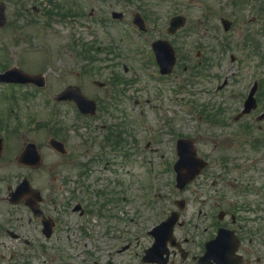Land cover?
Segmentation results:
<instances>
[{"label": "rangeland", "instance_id": "obj_1", "mask_svg": "<svg viewBox=\"0 0 264 264\" xmlns=\"http://www.w3.org/2000/svg\"><path fill=\"white\" fill-rule=\"evenodd\" d=\"M4 1H8L9 23L6 28L0 29V70L17 66L31 74H43L46 86L37 90L20 86L15 88L11 99L12 91L8 86L0 85V135L7 133L4 139L8 143V149L0 160V194L6 193L7 185L14 186L22 177H27L45 198L50 194L57 203L68 196L69 189L78 186L86 191V200L96 202L93 213L90 212L82 220H78V215L62 214L60 220L64 232L59 234L61 239L57 242L47 243L51 245L50 249L44 247L47 244L38 223H23L19 231L30 241V245L5 238L2 243L5 250L9 249L4 251L5 255L14 251L15 264H124L126 260L112 249L113 243L108 236H104L103 227L119 225L120 219L124 218H132L147 227L164 217L162 211L169 209L174 199L172 165L176 159V137L187 135L195 138V134L206 131V121L201 119L196 122V118L204 117L199 112L200 108L213 105L210 97L224 80H228V84L222 90L230 98H216L215 101L219 102L217 105L225 102L228 106L237 103L238 97L254 79L264 80V0H242L245 4L241 5L237 17L230 9L227 20L232 25L226 36H222V32L219 34L216 28H205L204 18L192 17L196 13L193 14L188 22L199 21L205 35L216 31L217 47L210 40L197 44V40L185 38L188 31L183 32L179 35L181 38H175L174 42L179 47L177 52L181 60L167 78L158 74L152 61L145 64L147 56L144 52L131 48L122 50L129 46L130 37L120 32L95 37L98 38L96 43L113 45L114 49L100 53L101 65L97 64L92 71L86 67V59L79 57L83 52L79 45L83 43V36L68 34L56 27L53 31L40 29L38 22L19 20L14 4L16 0ZM30 5L32 3H29V8ZM167 14L163 13L164 16ZM198 14L200 16V12ZM253 16L259 18L249 23ZM211 23L215 27L213 20ZM253 33L255 50L251 53L250 42L245 43L244 39L247 34L251 36ZM155 35L158 36L148 34V37L155 38ZM132 38L135 41L142 39L136 33L132 34ZM86 39L93 41L89 36ZM210 49L218 50L210 54ZM231 55L235 57L234 62H230ZM206 58L210 62L205 63ZM121 64L127 66V76ZM84 69L89 73L85 74ZM114 72L128 80L126 84L117 82L114 91L118 94L115 96L108 81ZM95 80L107 83L106 87L98 88L93 84ZM67 86L79 87L88 98L99 102V106H110L108 113L99 109V120L78 122L74 107L54 101ZM104 94L112 97L104 99ZM124 116L130 134L126 147L132 155L128 161L118 155L112 156L111 149L102 144L103 135L110 134L107 127L116 126ZM63 125L66 128L64 140L66 135L68 139L66 147L73 154L70 160L58 158L46 146L50 136H55L54 130ZM102 125L107 126L106 130L102 129ZM123 127L121 124L114 129H126ZM29 142L36 144L42 154L40 171L21 168L15 162L16 156ZM147 142H150L148 148L145 147ZM200 146L205 151V146ZM103 150L102 161L90 164L93 174L79 176L80 165L90 161L84 154L90 153L92 157ZM59 186L64 191L60 192ZM101 192L106 195H99ZM103 202L106 217L105 210L101 217L96 212ZM6 206L0 204V212L5 213ZM23 212V208L18 207L12 216L21 222ZM7 218V215L3 217ZM116 218L118 220L114 221ZM133 264H139L138 260Z\"/></svg>", "mask_w": 264, "mask_h": 264}, {"label": "flooded vegetation", "instance_id": "obj_2", "mask_svg": "<svg viewBox=\"0 0 264 264\" xmlns=\"http://www.w3.org/2000/svg\"><path fill=\"white\" fill-rule=\"evenodd\" d=\"M242 2V0H16L14 4L19 20L29 19L31 23L38 22L41 29L53 31L56 27L68 34L81 35L83 43L80 44V49L92 51L93 54L114 49L113 45L96 43L97 35L108 36L120 32L131 38L132 34L136 33L142 39L135 41L131 38L129 46L122 50L131 48L139 53L145 51L146 59L150 62L155 61L153 44L156 41L167 40L176 51L179 47L174 45L175 38L180 37L179 34L183 33L182 30L188 28L190 23L192 25L189 30L203 28L199 21L197 27H195L197 22H188L193 14L196 13L192 17L204 18L205 28H217L221 20L228 19L230 9L234 17L239 16ZM29 3H32L30 8ZM171 11L173 13H170ZM164 12L168 14L164 16ZM174 17H179L180 25L183 24L185 27L173 35H166L169 21ZM212 20L215 27H212ZM141 28L143 30H140ZM148 34L158 36L150 38ZM86 36L93 41L89 42ZM91 59L98 65L101 63L98 59ZM121 66L124 72L126 65ZM85 69L83 71L86 74L88 72ZM99 88L103 89L101 86ZM246 90L238 97L234 106L216 108L218 115L216 118L207 119L208 127L205 132H199L195 134V138H189L193 142L196 157L204 167L191 183L185 186L178 183L173 200L175 209L165 212V217L151 226L145 227L140 224L138 230L134 229L138 222L133 219L120 220L119 225L112 223V226L103 227L104 236H108L113 243L112 249L116 254L123 255L121 258L126 260L124 264H133L136 260L139 264H200L202 258L207 264H264V91L258 86L252 107L246 108L244 103L250 89ZM216 94L224 95L225 99L230 98L221 90ZM104 95L106 96L104 99H108L109 95L108 97L107 94ZM67 105L73 104L67 102ZM97 108L101 112L110 109L103 106ZM78 116L80 120L87 122L100 119L98 112L93 117ZM106 127L102 125V129L106 130ZM115 127V124L111 126L112 129ZM113 131L117 135L116 129ZM200 140L205 143H201ZM200 145L205 146V151L201 150ZM124 146L126 147L125 142ZM12 190V186L8 185L6 194H0V204L8 206L5 213L0 212V264L16 262L14 251L8 256L5 255L9 250H5L2 243L5 238L29 245V241L19 231L23 223L41 225L42 220L52 218L48 242H57L61 239L59 234L64 232L60 220L62 214L72 216L77 214L78 220H82L90 213L86 202L83 201L82 192H77L79 198L72 207L66 203L70 197L56 203L49 194L46 201L35 205L33 210L24 203L28 201L29 204H33L29 197L22 199L20 204L12 205L14 199L11 195ZM18 207H22L24 211L21 222L19 218L12 216ZM171 213H176L177 218L172 227L157 228ZM5 215L8 216L7 219H3ZM104 215L106 217L107 211ZM114 221H117V218ZM134 231L137 233L134 234ZM83 233L86 236L85 232ZM46 248L50 249L51 245Z\"/></svg>", "mask_w": 264, "mask_h": 264}, {"label": "water", "instance_id": "obj_3", "mask_svg": "<svg viewBox=\"0 0 264 264\" xmlns=\"http://www.w3.org/2000/svg\"><path fill=\"white\" fill-rule=\"evenodd\" d=\"M1 8V7H0ZM0 16L1 18L3 19V15H2V8H1V12H0ZM165 53L166 57L163 56V54ZM158 58H159V61H160V66L162 69H165L162 71V73H169L170 70L168 69H171V66L173 65L174 63V57H173V53L172 51L168 48L166 49L165 51L161 52V54L158 52ZM166 59H168L169 61H166ZM11 74H14L12 72H7L5 75L3 76H0V81H16L15 78L11 77L10 75ZM20 81L19 82H31L37 78H33V77H30L28 75H25V74H20ZM38 84L42 85L43 83H40L38 82ZM79 93V92H78ZM66 92L63 93L60 97H59V100L61 99H66V96H65ZM80 98V101L78 100V103L80 104V107L83 108L87 103L86 101L84 100L85 98H83L82 96H79ZM89 102V101H88ZM90 105L92 107H94V104L93 102H89ZM54 144V147L56 149H61L60 151H63L62 149V146L61 144L57 143V142H53ZM190 161L188 160L187 157H183L182 160H181V165L183 167H187L188 163ZM26 188V185H20L19 188L17 189V192L18 194H21L19 191H23L24 189ZM38 196H39V193H37Z\"/></svg>", "mask_w": 264, "mask_h": 264}]
</instances>
